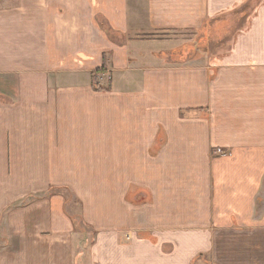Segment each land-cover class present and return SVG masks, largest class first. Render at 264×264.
I'll use <instances>...</instances> for the list:
<instances>
[{
    "label": "crops",
    "instance_id": "crops-1",
    "mask_svg": "<svg viewBox=\"0 0 264 264\" xmlns=\"http://www.w3.org/2000/svg\"><path fill=\"white\" fill-rule=\"evenodd\" d=\"M229 8L250 28L215 60L189 63L166 36ZM208 105L211 125L166 114ZM98 170L151 205L127 193L90 216L89 264H264V0H0V264H74L72 222L47 194Z\"/></svg>",
    "mask_w": 264,
    "mask_h": 264
},
{
    "label": "rangeland",
    "instance_id": "rangeland-1",
    "mask_svg": "<svg viewBox=\"0 0 264 264\" xmlns=\"http://www.w3.org/2000/svg\"><path fill=\"white\" fill-rule=\"evenodd\" d=\"M222 14L223 15H219V19L217 21L214 20L211 23H208L205 29L169 34L166 36L174 39L175 44L177 45L176 47L179 49L184 50L185 47H182L184 45L192 46V48L186 46L187 54L184 60L189 63L201 65L209 56L210 58H208V60L212 58L215 60L216 57H212V54L218 55L221 53L223 54L224 51H232L234 49L236 38L247 33L250 28L249 25H243L246 17L248 16V8H244L241 13H239L238 18L240 17L241 19L240 21H237V24L234 23V15L237 13L233 15L231 8L223 11ZM238 23H240V25ZM107 32L111 39L116 41V37L111 36V32H109V30ZM160 36L165 37V35ZM246 44H248V42ZM202 51H207L208 55L206 53H202ZM131 59L136 60L135 57H132ZM102 63L103 66L101 69L91 72L88 76L90 88L92 92L97 94H102L107 89H110L109 86L111 84V76L106 70L107 62L105 63V56H103ZM92 73H96V75L92 76ZM212 81L213 84H216V86L219 85L218 83H214L216 81V77L214 79L210 77V83H212ZM211 92L217 93L218 91ZM166 114H169L170 117L173 116L175 120L195 122L199 121L200 119H204L211 125L212 123L210 121L221 115V109L217 105H208L190 109L178 108L177 111H170V113L167 112ZM170 124H173V122H169V129ZM158 125L155 124L156 128ZM160 127L162 130L167 129V126L164 124V122H161ZM172 128L178 129V127ZM148 155L153 156L154 153H150ZM208 156L213 160L221 157H228L230 156V153H227L221 148H214L210 151ZM178 162L183 164L180 159H178ZM191 170L193 173L196 172V170L190 166L189 168H186L188 175L184 176L183 179L178 178V180L184 183L188 178H192L194 175L190 174ZM179 171L181 170H178V172ZM97 172L98 175L95 177L86 179H82V177L78 179V181L82 184L76 185V193L72 188L63 186L50 187V190L47 194L48 196L57 195L63 199L64 213L72 222L74 233L76 234L73 243L74 264H89L88 259L90 257L91 246H93L95 237L98 234V230L92 223L94 221L93 218L98 217L99 219H103L107 205L109 209H112L111 205H113V201H118V199L123 195L125 197L127 193L129 195H137L139 198L133 202L134 205H151L145 201V199L149 200L147 199V193L145 191L136 189V186L106 185L105 171L98 170ZM177 188H180V186L178 185ZM183 194L184 193L181 195L178 194L177 196L183 199ZM111 197H113V201H111ZM185 197H187L186 194ZM126 198L128 197L126 196Z\"/></svg>",
    "mask_w": 264,
    "mask_h": 264
},
{
    "label": "trees",
    "instance_id": "trees-1",
    "mask_svg": "<svg viewBox=\"0 0 264 264\" xmlns=\"http://www.w3.org/2000/svg\"><path fill=\"white\" fill-rule=\"evenodd\" d=\"M93 75H96V73H92V76H93Z\"/></svg>",
    "mask_w": 264,
    "mask_h": 264
}]
</instances>
